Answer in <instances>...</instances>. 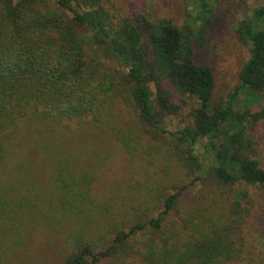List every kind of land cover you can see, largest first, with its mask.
<instances>
[{"label": "trees", "instance_id": "16d2710c", "mask_svg": "<svg viewBox=\"0 0 264 264\" xmlns=\"http://www.w3.org/2000/svg\"><path fill=\"white\" fill-rule=\"evenodd\" d=\"M198 6L197 26L190 22L177 27L165 19L154 22L142 15L125 16L112 0H0V163L5 136L12 137L20 121L53 126L95 122L101 114L100 103L117 98L140 122L165 131L162 116L179 113L181 104L175 96L180 94L192 98L196 106L189 113L190 124L171 134L183 146L177 154L194 170L195 178L211 177L226 185H263L264 168L248 155L253 149L248 130L264 120V3L235 25L238 39L250 46V56L240 71L239 85L218 102L212 99V69L197 63L194 52L209 46L212 0H199ZM87 40L123 66L125 73L100 63L89 69L83 47ZM240 93L245 95L241 102ZM260 101L263 105L258 110L248 109L251 102ZM203 140L206 158L196 152ZM122 141L127 144L125 138ZM61 172L60 167L55 176L56 210L86 220L83 208L90 201L89 188ZM183 189L161 200L158 215L146 214L126 228L110 227L112 235L106 241V231L97 229L95 242L89 241L92 229L86 227L87 220L77 228L63 264L239 261L246 251L242 240L230 237L229 226L203 210L201 214L191 211L197 222L183 220L167 230L166 215Z\"/></svg>", "mask_w": 264, "mask_h": 264}, {"label": "rangeland", "instance_id": "374dc122", "mask_svg": "<svg viewBox=\"0 0 264 264\" xmlns=\"http://www.w3.org/2000/svg\"><path fill=\"white\" fill-rule=\"evenodd\" d=\"M112 2L129 17L142 15L154 22L165 19L177 27L190 22L195 27L200 22L199 0ZM263 3L264 0H212L214 24L209 46L195 48L194 52L197 63L212 69L214 102L226 99L236 89L240 71L250 56V46L238 39L235 25ZM86 42L83 47L89 69L100 63L125 73L126 69L108 53L90 40ZM151 89L154 90L152 85ZM244 97L242 93L237 95L240 102ZM175 99L181 108L177 115L162 116L165 131L140 122L137 114L117 98L100 103L101 114L95 122L53 126L20 121L13 136H5V155L0 163V187L4 189L3 195L0 189V264H63L77 228L87 220L86 227L92 229L89 241L95 242V229L99 233L106 231V241L112 235L110 227L126 228L146 214L158 215L161 200L182 187L166 215L167 230H174L171 224L177 226L183 220L197 222L191 211L201 214L203 210L205 215L229 226L230 237L240 238L245 245L241 259L229 264H264V184L226 185L211 177L197 180L194 170L177 154L183 146L171 134L190 124L189 113L196 103L186 95L178 94ZM262 105V101L251 102L248 109L255 111ZM248 133L253 141L248 155L264 168V120L257 121ZM204 143L205 140L196 145V152L206 158ZM205 164L208 166L209 161ZM60 167L64 170L62 176L68 180L71 176L73 183L89 188L90 201L83 208L86 220L56 210L54 184ZM237 192L245 195L238 197ZM11 209L15 213L10 214ZM185 227L190 229L189 225ZM136 264L141 263L137 260Z\"/></svg>", "mask_w": 264, "mask_h": 264}]
</instances>
